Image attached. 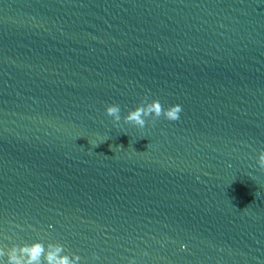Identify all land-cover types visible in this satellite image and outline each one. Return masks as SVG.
Returning a JSON list of instances; mask_svg holds the SVG:
<instances>
[{
  "label": "water",
  "instance_id": "1",
  "mask_svg": "<svg viewBox=\"0 0 264 264\" xmlns=\"http://www.w3.org/2000/svg\"><path fill=\"white\" fill-rule=\"evenodd\" d=\"M261 148L264 0H0V246L264 264Z\"/></svg>",
  "mask_w": 264,
  "mask_h": 264
},
{
  "label": "clouds",
  "instance_id": "2",
  "mask_svg": "<svg viewBox=\"0 0 264 264\" xmlns=\"http://www.w3.org/2000/svg\"><path fill=\"white\" fill-rule=\"evenodd\" d=\"M181 106L177 103L162 105L158 98L144 97L133 107L128 108L121 116L120 107L115 103L104 105V113L113 122H121L136 128H143L146 121L151 122L159 118L168 121L179 119ZM256 162L264 171V148L256 153ZM184 244L180 245L183 249ZM92 259L96 260L95 253ZM0 264H82V258L75 252L69 254L65 246L57 241H43L39 238L11 243L7 247L0 246ZM128 264H134L129 258Z\"/></svg>",
  "mask_w": 264,
  "mask_h": 264
}]
</instances>
